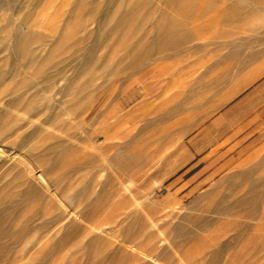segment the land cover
Listing matches in <instances>:
<instances>
[{
  "label": "rangeland",
  "instance_id": "obj_1",
  "mask_svg": "<svg viewBox=\"0 0 264 264\" xmlns=\"http://www.w3.org/2000/svg\"><path fill=\"white\" fill-rule=\"evenodd\" d=\"M10 1L0 8V16L7 15L0 40L8 25L27 16L50 37L59 26L76 27L75 16L65 22L72 0ZM184 1L190 13L177 12L167 0L97 2L99 12L88 19L87 46H95L103 62L124 53V36H100L103 11L116 5L126 12L141 4L137 20L151 36L166 13L196 37L174 55H155L136 72L111 75L95 67L88 99L61 92L77 65L89 64L84 51L48 45L36 51L40 60L30 63L0 43V72H11L5 86L23 89L28 82L32 92L39 91L31 113L13 114L24 126L0 142V159L7 153L19 157L14 149L35 126L42 134L29 140L38 147L34 153L55 139H71L53 167L55 154L13 168L34 174L50 165L39 182L54 187L43 197H20L29 180L3 176L1 166L0 188L8 183L0 191V208L17 200L16 210L8 208L4 218L24 235L0 237V264H264V1ZM227 11L238 14L227 17ZM231 39L237 43L233 48ZM48 75L54 83L45 88ZM8 141L13 148L2 151ZM205 162L208 172L201 175L207 176L190 182ZM76 191L73 206L63 213Z\"/></svg>",
  "mask_w": 264,
  "mask_h": 264
},
{
  "label": "bare ground",
  "instance_id": "obj_2",
  "mask_svg": "<svg viewBox=\"0 0 264 264\" xmlns=\"http://www.w3.org/2000/svg\"><path fill=\"white\" fill-rule=\"evenodd\" d=\"M98 1L99 0H72L70 2V7L72 11L66 15L65 22L70 21L75 16L76 27L71 31H66L63 26L62 27L59 26L54 30L55 34L52 37L48 36L47 34H44L38 29L37 30L34 29L37 25L36 24L30 25L28 23L30 22V17L28 16L24 19L23 23H19L15 25V23L12 22L14 23V25L12 26L8 25V30H7L8 35L6 36V38L3 37L0 40V43H3L2 49L9 51L13 50L23 54L30 63H37L40 60L41 56L37 55L36 51L39 50L40 48L45 49L46 46L48 45L52 47L51 49L58 47L62 50L67 49L75 53L79 51H84L83 52L84 54L82 55L83 60L87 64L88 63L89 64L84 67L80 62H79L80 65L76 64L77 67L75 66L76 68H75L74 76L71 78L73 74H71V76L69 75L70 77V79L68 78L69 82H66V85L63 83L64 87H62L61 89V92L62 91L64 92L63 96L66 95L68 96L69 94H72L73 95L72 99L75 100L81 96H86V99L92 97L91 90L95 85L94 80L96 79V76L91 75V71L95 69V67L100 68L101 73H109L111 75H116L118 72H127V73L136 72L140 70L145 63L150 62L155 55H158V57L160 56L165 57V55L166 56L174 55L180 52L182 49L186 48L188 46V42L196 37L195 35L188 33L189 28L184 22L180 21L176 16H171L166 13L165 14L163 13L160 19L152 27V33L154 34L151 36L147 28L139 24L137 20L139 19L138 11L140 9L141 4L136 2V4H134L126 12L122 10L121 5H116V7L110 10L103 11L102 18L99 23V26L102 27L100 31V36L103 38H107L111 36L114 37L124 36L123 37L124 41L122 42V50L124 51V53L115 62H111V61L103 62L98 58V56H96L95 46L93 47L87 46V38L91 35V29L88 24V19L93 18L99 12V3H97ZM252 1L255 2L257 0H251V2ZM10 2L11 1L9 0L8 2L4 3L2 0H0V8H5L4 6L9 5ZM167 2H168L167 4L173 6L176 9V11L179 13L182 12L190 13L189 11L187 12V10H185L187 4L184 0H167ZM209 5H210L209 3H206L204 5L202 4V6H209ZM237 14H238L237 11L236 12L227 11L225 13L227 17H232ZM5 16L3 15L0 16V24L2 28L7 29L6 27L7 21L5 20L6 19ZM23 24L28 25V29L23 28ZM139 31L143 32L142 36L139 38H135V34ZM9 39L13 40V46L9 45L7 41ZM234 41H232L231 39V41L228 42L229 46L232 48L237 45V43ZM46 59L49 60V62H51L52 56L50 53L49 55H47ZM67 65L68 64H66V66ZM54 71L57 72V70ZM7 72L5 73L0 72V142L5 140L8 135L17 133L24 126L22 120L15 117L13 114L15 112L18 113V111L20 110L24 112L23 114L31 113L35 107L34 106L36 102L35 96L39 93V91L37 90H34L32 92L31 90L32 85L29 84L28 82L24 83L22 87L23 89H21L17 85L10 86L8 83L5 86V83L11 79V74H9L11 72L9 73ZM42 72L43 70L41 68L38 71V73L41 74ZM82 76L84 78L86 77L87 80L83 84L80 83L78 84L77 79ZM61 79L63 80V78ZM43 80H44L43 84L45 88H50V86H52L54 83V77L50 75H48V77L44 78ZM2 85L4 88H1ZM6 91L9 92L7 93L9 97L6 99H2L3 97L1 98V96L4 95ZM27 91H29L31 94L30 93L27 94ZM45 95L47 98L51 96L50 93H46ZM23 101H26L24 106H22L21 103H19ZM74 110H76V108H74ZM18 115L20 116V113ZM29 121H31V119ZM62 121H63L62 119H58L59 124L60 125L62 124V127H65V129H67L68 126L66 125V123ZM42 123L43 121H41V124L40 123L39 124L42 125ZM35 133L39 135L42 134V130L39 128V126H35L33 133L27 136L24 135L25 137L24 138L22 137L23 141L21 140V142H18L19 145L16 146L14 150L21 152L19 157L14 158L12 153H7L5 154V156H3V158L0 159V167L5 166L3 168H6L4 169L5 171L3 173L4 174L3 176H7L8 174L12 173L13 177H17L21 179L27 178L29 180L28 185L24 189L19 190L17 193L22 198H26L30 196L43 197L46 194H49L51 188H53L54 186L50 184L51 186L50 188L46 186V184L41 183V180L39 182V179L51 171L50 170L51 166L53 167L54 165L58 164L60 160L59 156L61 155V153L68 150L70 147L71 139H69V141L67 140L68 142L61 139L60 140L55 139L54 142L44 147L40 152L34 153L33 151L37 150L38 147H36L34 143L29 142V140L30 138H32L33 135L35 136ZM71 138H73V136ZM12 144H13L12 141H8L4 145L2 151L9 150L12 147ZM71 145H73V143ZM52 154H55V157L52 158L53 160L51 166L50 165L47 166L40 172L34 174L29 171H20V170L12 172L13 168L19 163L30 162L36 158L37 160L47 159ZM1 169L2 167L0 168V170ZM3 176L0 177V181L2 179L4 180V178H2ZM7 183L8 181L4 183V186L0 188V191H2L6 187ZM125 189H127V187ZM80 191H76L75 195L71 197L70 202H68L66 204V207L63 209V213L67 207L71 208L73 206V201L80 194ZM17 204H18L17 200H12L7 207L5 206L3 208H0V237L7 233H10L14 237L17 236L18 233H21L23 231V230L12 231L11 230L12 227L10 226L9 222L8 223L5 222L9 220H5L6 217L4 218V214L6 210H8V208H10L11 211L16 210V207L18 206ZM223 204H225V202ZM223 204L220 205V207L222 206L223 208L225 206V205L223 206ZM230 206L232 205L228 204V207ZM25 225H28V222ZM61 239L62 238H59V240Z\"/></svg>",
  "mask_w": 264,
  "mask_h": 264
},
{
  "label": "crops",
  "instance_id": "obj_3",
  "mask_svg": "<svg viewBox=\"0 0 264 264\" xmlns=\"http://www.w3.org/2000/svg\"><path fill=\"white\" fill-rule=\"evenodd\" d=\"M227 165V164H226ZM224 166V165H223ZM222 166V167H223ZM208 164L205 162V163H203V164H201V165H199L197 168H196V170L194 171V173L192 174V175H190V182H192V181H198V180H200L202 177H204V176H207V175H201L203 172H208ZM209 171H210V169H209ZM227 176L225 175V179H227L226 178Z\"/></svg>",
  "mask_w": 264,
  "mask_h": 264
}]
</instances>
